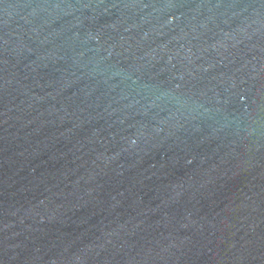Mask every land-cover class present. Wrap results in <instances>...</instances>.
I'll list each match as a JSON object with an SVG mask.
<instances>
[{"label": "water", "instance_id": "water-1", "mask_svg": "<svg viewBox=\"0 0 264 264\" xmlns=\"http://www.w3.org/2000/svg\"><path fill=\"white\" fill-rule=\"evenodd\" d=\"M0 264H264V0H0Z\"/></svg>", "mask_w": 264, "mask_h": 264}]
</instances>
